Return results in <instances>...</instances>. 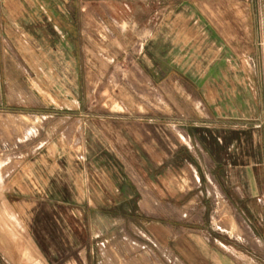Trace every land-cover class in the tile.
Instances as JSON below:
<instances>
[{"label":"crops","instance_id":"0c3cea01","mask_svg":"<svg viewBox=\"0 0 264 264\" xmlns=\"http://www.w3.org/2000/svg\"><path fill=\"white\" fill-rule=\"evenodd\" d=\"M39 101L52 109L33 114ZM0 115L78 138L31 124L0 143L13 150L0 153V247L30 238L23 216L48 230L99 219L138 235L110 238L130 261L264 264V0H0ZM55 175L66 199L78 177V209L26 211L53 198Z\"/></svg>","mask_w":264,"mask_h":264},{"label":"rangeland","instance_id":"374dc122","mask_svg":"<svg viewBox=\"0 0 264 264\" xmlns=\"http://www.w3.org/2000/svg\"><path fill=\"white\" fill-rule=\"evenodd\" d=\"M120 26L123 29H127L130 27L128 23H120ZM88 34H92L95 36L96 31L95 29L88 27L87 29ZM97 36V35H96ZM99 37V36H98ZM100 38V37H99ZM103 41L105 38H100L98 41ZM128 63L126 60L122 59L120 61L114 62L115 69L119 72L122 79L127 81V76L125 73V68L127 67ZM44 82V81H43ZM45 82H47L45 80ZM44 82V83H45ZM40 90L47 91L48 89L55 91L60 90L62 87H56L52 86L50 84H41L39 85ZM52 88V89H51ZM92 92V91H91ZM51 102L46 101H39L36 104H33L34 112L33 114H38L41 116V113L44 112V110H50L52 107L49 104ZM92 104H95V100L91 102ZM104 107H108V105L104 102L102 103ZM55 105H58L56 102ZM117 108L116 106H114ZM43 110V111H42ZM55 120H58L57 118ZM31 118H23L22 124L16 125V120L14 116H2L0 115V143H14L16 141V137L20 139L25 140L30 136V134H27L26 130L28 127L33 124L35 127H38V135L39 139L50 137V140H53L54 142H57L59 144L66 143L67 145H70L71 147H78V138L77 135L70 134V135H64L61 132L60 123H56V133L55 134H48L46 131L42 130L43 127H46V125L51 124L52 120L49 118H36V121H32ZM60 128V129H59ZM73 150V149H72ZM60 153H62L63 150H59ZM13 150H0V153L6 154V153H12ZM62 162V160H60ZM61 177H57L55 175V180L49 182L50 186V192L49 195H52L53 198L49 199H42L41 203H37L38 199H27L28 202H32V200L35 201V205L25 203L23 206L27 207L26 211H30L31 209H36L38 207L39 209L44 208H53V205L55 208H58L60 211H64L61 207L62 201H71L72 209H78V186L79 181L78 177H71V190H70V197L66 199L67 193H65L66 197L64 198L62 196V188L61 184L57 182V180ZM24 180H27V177L24 178ZM27 182V181H26ZM40 184H44L41 182ZM28 190L29 186H26ZM25 190V189H24ZM48 193V191H46ZM54 195V196H53ZM27 201L23 198V201ZM24 201V202H25ZM39 202V201H38ZM20 206V205H19ZM63 213V212H62ZM92 217V220H94V215H90ZM110 216V215H109ZM78 217V216H77ZM35 215L31 217V221L29 220V216H23V226H32V229H23L19 230L18 232H23L25 234H28L30 238L25 236L23 237V244L20 243V237L14 236L16 240L12 239L13 242L17 241L16 245H13L12 247H0V264H5L2 260V257L4 258V251L9 253L8 251H13L12 253H9L11 255L12 260H8L6 264H112L111 262V255L112 251L115 253L114 257L116 258L118 256V264H143V262H140L136 257L132 258L133 261L128 260V256L132 255L126 251L125 248H123L121 245H119L117 248L119 249V253L117 252V249L112 248L111 241L113 240L114 243L117 244L118 238H113L110 240V238L114 235H112V232L117 233V231H114V229H111V224L107 225V222L102 223L100 221H96V224L93 223L90 225L92 228L83 229L78 228L79 223L77 220H73V218H70L66 224L69 225V228L67 229H53L48 230L44 228L43 226L46 225L44 222H36ZM38 221V220H37ZM94 221V222H95ZM38 229L33 228L38 226ZM56 225V224H55ZM97 226L99 228L103 227L102 230L94 229V226ZM107 226V228H105ZM43 227V228H41ZM96 228V227H95ZM128 232V233H126ZM97 234V235H96ZM118 234V233H117ZM130 235L132 238L138 239L137 234H133L131 231L122 230L120 231L118 236L121 238V236H127ZM116 237V236H115ZM100 238L107 239V243L103 247V250H101V246L97 245L96 242L100 241ZM70 240V245L64 244L65 242H68ZM122 240V239H120ZM19 242V243H18ZM119 243V241H118ZM116 246V245H115ZM9 249V250H8ZM122 255L125 257V260H122ZM141 259V258H139ZM116 264V262H115Z\"/></svg>","mask_w":264,"mask_h":264}]
</instances>
